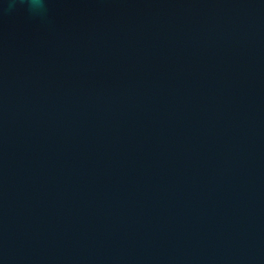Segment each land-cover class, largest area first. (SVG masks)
<instances>
[{"label": "water", "instance_id": "1", "mask_svg": "<svg viewBox=\"0 0 264 264\" xmlns=\"http://www.w3.org/2000/svg\"><path fill=\"white\" fill-rule=\"evenodd\" d=\"M0 264H264V0H0Z\"/></svg>", "mask_w": 264, "mask_h": 264}, {"label": "clouds", "instance_id": "2", "mask_svg": "<svg viewBox=\"0 0 264 264\" xmlns=\"http://www.w3.org/2000/svg\"><path fill=\"white\" fill-rule=\"evenodd\" d=\"M30 3L35 8H42L43 7V0H30Z\"/></svg>", "mask_w": 264, "mask_h": 264}]
</instances>
